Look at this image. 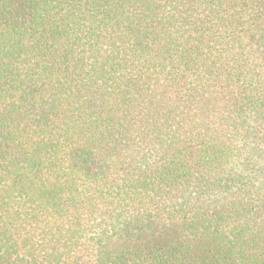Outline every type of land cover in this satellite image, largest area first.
<instances>
[{"label":"trees","instance_id":"16d2710c","mask_svg":"<svg viewBox=\"0 0 264 264\" xmlns=\"http://www.w3.org/2000/svg\"><path fill=\"white\" fill-rule=\"evenodd\" d=\"M0 264H264V0H0Z\"/></svg>","mask_w":264,"mask_h":264}]
</instances>
